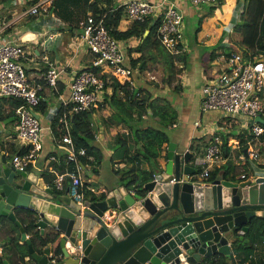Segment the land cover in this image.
Returning a JSON list of instances; mask_svg holds the SVG:
<instances>
[{
    "label": "water",
    "instance_id": "1",
    "mask_svg": "<svg viewBox=\"0 0 264 264\" xmlns=\"http://www.w3.org/2000/svg\"><path fill=\"white\" fill-rule=\"evenodd\" d=\"M166 156L143 191L119 184L77 200L69 187L60 192L0 153V219L18 226L27 244L21 264H203L204 256L230 257L228 232L264 219V175L239 181L217 174L202 184L192 179V160L202 161L190 149L170 140ZM19 217L34 219L49 244L39 250Z\"/></svg>",
    "mask_w": 264,
    "mask_h": 264
},
{
    "label": "crops",
    "instance_id": "2",
    "mask_svg": "<svg viewBox=\"0 0 264 264\" xmlns=\"http://www.w3.org/2000/svg\"><path fill=\"white\" fill-rule=\"evenodd\" d=\"M29 1L30 0H9L7 3H0V42L17 41L26 46L27 56L23 58V62L26 65L28 75L32 79H39L52 65H56L60 69L57 87L52 88L46 86L41 93L43 97V107L39 108V117L43 127L41 132L42 151L39 152L38 157L32 163L31 167V170L36 172L46 185L54 187L56 173H51L49 167H55V165L54 161L48 159V155L51 152H57L56 154L60 157L61 153L58 151V147L56 148L54 145L52 138V130L56 132L52 124L56 121V118L52 120L53 112L62 107L64 100L69 97L70 84L75 74L89 65L92 54L88 51L85 41L81 36L82 30L79 25H77V27H79L80 31L77 32L71 25L67 24L61 16L54 14L51 10H49L47 14H26L24 12L30 5ZM88 1L91 2L93 0ZM104 1L105 0H103L101 4H104ZM123 1L124 0H111L109 7H117V5H120ZM229 1L230 0H226V2ZM234 1L236 5L237 1ZM174 2L182 12L183 19L196 11L189 0H175ZM217 15L218 14H216L215 17ZM131 23L132 21L127 20L125 16H123L119 20L118 28L124 30L129 27ZM194 31L195 29L192 32ZM205 35H209L208 31L204 32V30H201L197 40H195L193 34L190 36L189 40L188 37L183 38L185 43H182V48L184 47L182 52L185 51L187 55V63L184 64L181 61L178 63V65L183 67L182 73L177 80L180 85L178 92H174L173 87L170 88L169 85H167L165 89H158L156 85L148 83L142 76L143 70H140V68L135 69L132 76L137 87H149L154 91V95L166 92V95L171 98L173 105L177 109L178 118L177 121L172 123L167 129L169 141H175L179 150L185 151L190 149L193 153L196 151L192 149V144L196 145V143H198L196 146L200 148L199 151L202 150L203 152L211 138L212 132L215 130L222 135H227L229 133H234L233 135H235L240 129H242V132L245 131L239 119L224 118L223 114L218 110H202L201 108L202 85L205 81V76L209 75L213 69L217 68V64L220 63V59L223 55L221 52L225 53V50L221 47L214 50L216 56L213 60H210L212 51H209V58L204 60L203 57H201V47L199 45L203 47L205 44H213L218 41V37H215V40H213V37H207L204 40L203 38ZM139 41L140 40L136 37L121 40V44L127 54L126 63L128 65L129 63L131 64V57H137L139 55L137 51H133L130 54L129 48L136 46ZM221 45L222 44H220V46ZM192 52L193 55H190ZM141 66L142 64L140 67ZM150 78H154V76L152 75ZM111 92V86H107L102 92L101 100L90 108L91 112H89L87 116L95 133V144L102 154V159L97 164L92 162L81 164L83 188L89 191L87 196L93 195L90 191H96L95 193L98 194L97 192L100 190L97 191V189L99 188L106 187L110 189L119 184H125L128 189L135 190L134 187H130L126 183V179H122L121 175L115 171L130 167V165H126L123 160L126 148L130 149V151H134L140 144L133 141L132 134L127 125L113 118L114 113L111 107L108 104L102 105L104 97L111 94ZM262 97L264 102V93ZM3 107L4 109L1 114L4 115L9 110L8 104L3 102ZM262 116L264 117V112ZM198 120L200 121L199 125L196 123ZM146 122L152 123V120ZM13 130H15V125L9 123L7 118L0 119V153H11L9 155L10 158H12V152L9 150L10 147H12V145H17L13 141L14 138L12 135L14 133L11 132ZM123 139L127 141L126 144H117L118 141ZM168 142L164 144L161 155L153 159L152 163L148 159H141L140 168L152 173H155L157 169H163L167 161L166 151ZM240 145L246 146L244 151L245 159L240 157L241 152H239V150L241 146L232 150L229 149L226 152L225 160L220 164L214 165L212 170L220 167L221 170L218 174H222L225 178L237 179L239 181L258 175H264V148L262 151L260 150V156L257 159H252L246 157V149H250L252 145L247 142ZM200 156L201 155H197L198 158ZM92 159V156H90L89 161ZM107 160L109 163L105 162ZM194 160L195 158L192 160L191 164L199 169L198 165L200 164H195ZM228 164L231 166L237 165V169L231 170L226 174L225 171L228 168ZM63 169L62 166L60 170L62 171ZM233 174H235L234 178L232 177ZM242 174H245L246 178H243L241 176ZM66 185H68V179ZM10 232L16 234L12 229L10 221L1 218L0 253L1 247L6 245V239ZM39 234L40 235L33 240L36 242V247L40 250L43 247L40 243V238L44 237V235L40 232ZM234 234L235 232L233 229L228 232L230 246ZM27 235L31 237L30 233H27ZM19 241L21 242V239ZM256 245L255 257L259 258V256L264 253V240H258ZM211 257L204 256L203 264H210ZM234 261H237L236 264H239L238 258L235 257Z\"/></svg>",
    "mask_w": 264,
    "mask_h": 264
},
{
    "label": "built area",
    "instance_id": "3",
    "mask_svg": "<svg viewBox=\"0 0 264 264\" xmlns=\"http://www.w3.org/2000/svg\"><path fill=\"white\" fill-rule=\"evenodd\" d=\"M175 0H124L117 7L122 8V17L129 21H146L150 24L158 21L157 34L171 52L183 51L182 38L184 28L183 15ZM193 5L216 3L218 0H189ZM226 1V0H225ZM53 0H36L30 3L24 12L30 15L47 14ZM107 12L95 15L88 11L79 21L82 30L81 36L85 41L88 51L92 54L88 68L78 71L71 84L69 97L63 102V111L58 115V110L53 112L56 117L61 134L53 133V142L62 157L63 170L55 171L54 188L62 191L69 187V194L77 200H82L83 176L80 156L86 154L83 146L76 147L72 138L73 113L88 110L101 100L102 92L110 80H118L129 88L136 87L132 78L135 69L126 63L127 54L121 40L112 36L106 24ZM121 17V18H122ZM181 43V47L179 44ZM27 56L26 46L17 41L0 42V107L6 97H15L23 101L19 112V122L15 124L16 134L12 137L19 142L17 145L29 147L24 153L12 154V164L18 169H27L42 151V123L39 117V105L42 103V91L46 86L56 88L60 69L52 65L39 79H32L28 73L23 58ZM217 68L205 76L202 85L201 108L202 110H218L224 118L239 119L246 133L250 134L247 143L251 144L246 149V157L257 159L260 151L254 146L257 142L264 148V123L256 119L262 116L264 106L262 95L264 93V52L258 47L242 50L230 49L228 54H223ZM137 96L141 92H136ZM198 125L200 121L196 122ZM53 129V128H52ZM242 129L237 131L241 134ZM239 136H230L224 143L223 135L213 131L211 138L199 157L201 163L192 179L202 184L207 181L214 165L225 160L226 152L240 147ZM57 152L48 155L50 161L60 163ZM197 157V156H195ZM240 157L245 159V153ZM246 178L245 174L241 175ZM68 179V185L66 181ZM244 233L243 229L239 230ZM71 264V263H64Z\"/></svg>",
    "mask_w": 264,
    "mask_h": 264
},
{
    "label": "trees",
    "instance_id": "4",
    "mask_svg": "<svg viewBox=\"0 0 264 264\" xmlns=\"http://www.w3.org/2000/svg\"><path fill=\"white\" fill-rule=\"evenodd\" d=\"M8 1L9 0H0V3H7ZM35 1L36 0H30L29 2L33 3ZM110 2L111 0H105V3L101 5L99 4V0H93L91 2H85L84 0L87 7L86 12L91 10L95 15L107 12L106 24L112 36L119 40L131 37H136L140 40L136 46L129 48L130 54L133 51L139 52L137 57L130 58L131 64L129 63V66L132 68L134 67V69L140 68V70H142L146 65V63H144L145 60L148 58L154 59L156 56L161 57L164 63L163 76H165V81L169 86L173 84V91L178 92L180 85L177 80L182 73L183 67L177 65V63H179V61L184 64L187 63V55L185 51L171 52V50L164 43H162L157 34L158 21L154 24H150V20L133 21L126 29H119L118 24L123 11L121 7H118L117 9H113L112 6L109 7ZM55 3L56 0L53 1L50 10ZM208 6V11L198 17L197 27L193 32L195 40L198 39V34L201 30H204V32L208 31L210 34V29L206 27L205 24V18L206 20L211 18L213 21L212 23L214 24V19L216 18L213 14L214 9L221 8V13H218L220 18L219 20L223 23L227 22L234 10L235 1L230 0L229 2H226L225 0H218L216 3ZM235 28L241 33L240 44L242 46L251 49L258 47L262 50V52H264V0H245L244 10L241 13V21L235 25ZM146 30L149 31L145 35ZM212 37L213 40L216 39L213 35L210 36V38ZM179 47H181V43L179 44ZM225 54H228V50H225ZM215 56L216 53L212 51L210 60H213ZM141 64L142 66L140 67ZM88 67L89 66L85 68ZM107 86H111L112 92L104 97L102 105L108 104L111 107L112 112L114 113L113 118L127 125L132 134L133 141L140 144L134 151H130V149L126 148L123 160L126 165H130V167L123 172H120V170H116L115 172L119 173L122 179H126V183L130 187H134L135 190L143 191V184L153 175V173L141 169L139 166L140 161L141 159H156L161 155L164 144L169 141L167 129L170 125H172V123L177 121V109L173 105L171 98L166 95V92L154 95V91H152L149 87L143 88L142 86H139L132 89L128 87L127 83L122 84L115 79L108 81L106 87ZM143 89L146 91L145 95L142 93ZM136 92H141V95L137 96ZM3 102L8 104L9 110L6 114H1L4 109L2 105L0 107V119L7 118L9 123H12L13 125L17 124L19 122L20 115L19 112H15V109H20L23 105V101L15 97H6L3 99ZM41 104L38 108L43 107V104ZM262 104L264 105L263 100ZM63 109V106L59 108L58 115L63 111ZM89 112H91L90 109L79 111L73 113L72 115V121L74 123L72 128V138L77 148L83 146L86 149V154L80 156L81 164H85L87 162L97 164L102 159L101 151L100 149H97L95 144V133L87 118ZM151 120L152 123L146 122ZM52 124L54 129H56V136H59L61 131L59 129L58 122L54 121ZM246 132L247 131H243L241 134H235V136H239L241 144L247 142V140L252 137ZM233 134L234 133L223 135L224 143H226L228 138L233 136ZM126 142L127 141L123 139L118 141L117 144L124 145ZM253 144L259 151L263 150V147L257 142H254ZM191 147L196 151L200 150V148L196 145L192 144ZM245 147L246 146H241L239 152H244ZM9 150L12 154H15L16 152L24 153L29 150V147L12 145ZM63 156L64 155L60 156V163L54 161L56 168H61V164H63ZM90 156H92L93 159L89 161ZM31 167L32 164L28 166V169L31 170ZM236 169L237 165L231 166L228 164V168L225 173L228 174L231 170ZM220 170V167L212 170L207 177V181L213 180ZM232 177L234 178L235 174H233ZM64 189L60 192H63ZM106 189V187L99 188L97 191H100L97 193L105 192ZM90 192L93 193L91 196H97L95 193L96 191ZM88 193L89 191L84 189V197H86ZM20 220L25 225L26 232L31 234L32 239L40 235L35 226L34 219L26 220L24 218H20ZM10 223L16 234L14 232H10L6 239V245L1 247L0 264H5V260H7L10 264H21L23 258L28 255V247L26 243L19 241L20 233L18 226L11 221ZM241 228L242 227H237L234 230L235 234L231 242V256L227 257L222 254H216L211 257L210 264H234L233 261L235 257L238 258L239 264H264V259L261 256H259V258L255 257L257 249L256 243L260 239L264 240V219L255 218L250 221L249 229L245 230L244 233H239ZM40 243L42 245L47 244V239L40 238Z\"/></svg>",
    "mask_w": 264,
    "mask_h": 264
},
{
    "label": "rangeland",
    "instance_id": "5",
    "mask_svg": "<svg viewBox=\"0 0 264 264\" xmlns=\"http://www.w3.org/2000/svg\"><path fill=\"white\" fill-rule=\"evenodd\" d=\"M236 1L237 3L227 22L225 23L221 22L219 20L220 18L218 15L216 16L214 24L212 23L213 21L211 18H208L207 20L205 18V24H206V27L210 28V34L205 35L203 39L205 40L207 37L209 38L211 35H213L214 37H218V41L214 42L213 44L211 43L205 44L203 45V47L199 45L201 47V57H203L204 60H207L209 58L210 56L209 53L211 51H214L215 49H218L221 47L224 50H228V51L230 49H238V50L244 49V46L240 44L241 33L239 32V30L235 28V25L237 23H240L241 21V13L244 10L245 0H236ZM102 2L103 0H99V4H101ZM208 5H209L208 3H201L200 5H193L196 11L190 15H187L185 19H183L185 26L183 28L182 38L188 37V40H189L190 36L193 34L192 31L197 27L198 17L201 14L208 11V8H209ZM51 11L54 14L56 15L58 14L59 16H61V18H63L65 22H67V24L71 25L78 32L81 29L77 27L78 21L85 15L87 11V7L84 3V0H56V3L52 6ZM218 13H221V8L214 9L213 14L216 15ZM220 44L222 45L220 46ZM221 53L225 54L224 52H221ZM190 55H193V52ZM144 63H146L144 69H142L143 70L142 76L144 77V79H146L148 83L156 85L158 89H165L168 84L165 81V76H163L164 75V63L162 61V58L158 56H156V58L154 59L148 58L147 60L144 61ZM152 75L154 76V78H150L152 77ZM172 85L170 86L172 87ZM142 93L145 95L146 91L143 89ZM11 132L16 134L15 130ZM13 141L18 142L17 139H13ZM196 145H198V143H196ZM202 153H203L202 150L196 151L194 153V156L202 155ZM152 161L153 159H150L151 163ZM105 162L109 163L108 160ZM199 166L200 165H198V167ZM126 169L128 168L121 169L120 172H123ZM59 170L60 168H56V171H59ZM49 171L55 174V167L53 166L49 167ZM260 256H262L264 259V253L261 254ZM236 263L237 261H234V264Z\"/></svg>",
    "mask_w": 264,
    "mask_h": 264
}]
</instances>
